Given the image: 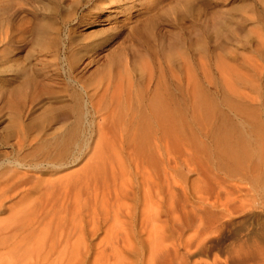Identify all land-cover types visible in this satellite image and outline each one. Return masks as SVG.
Instances as JSON below:
<instances>
[{
  "label": "rangeland",
  "instance_id": "rangeland-1",
  "mask_svg": "<svg viewBox=\"0 0 264 264\" xmlns=\"http://www.w3.org/2000/svg\"><path fill=\"white\" fill-rule=\"evenodd\" d=\"M120 84L150 139L162 151L171 141L190 200L195 188L211 189L210 201L252 200L215 243L264 220V0H0V219L21 203L12 177L92 156L102 117L127 107ZM226 130L256 153L233 162ZM246 184L255 192L239 191Z\"/></svg>",
  "mask_w": 264,
  "mask_h": 264
},
{
  "label": "bare ground",
  "instance_id": "bare-ground-1",
  "mask_svg": "<svg viewBox=\"0 0 264 264\" xmlns=\"http://www.w3.org/2000/svg\"><path fill=\"white\" fill-rule=\"evenodd\" d=\"M116 90L125 92L127 107L102 117V141L82 165L67 171L68 162H59L9 180L21 203L0 219V264H264L263 219L243 223L224 245L215 243L228 217L252 200L210 201L213 191L199 188L190 200L173 174L171 141L163 152L132 105L133 89ZM164 104L152 103L169 127L173 112ZM231 133H222L224 143ZM232 134L225 154L233 162L256 153ZM239 187L255 192L249 184Z\"/></svg>",
  "mask_w": 264,
  "mask_h": 264
}]
</instances>
